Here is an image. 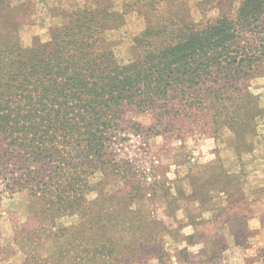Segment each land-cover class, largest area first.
Segmentation results:
<instances>
[{
	"label": "trees",
	"instance_id": "16d2710c",
	"mask_svg": "<svg viewBox=\"0 0 264 264\" xmlns=\"http://www.w3.org/2000/svg\"><path fill=\"white\" fill-rule=\"evenodd\" d=\"M6 1L0 0V19ZM187 4L126 0L124 11H93L61 1L49 12L56 21L50 39L31 46L19 30L0 24V202L25 191L49 211L73 218L55 234L69 237L61 257L83 263L130 248L132 241L122 245L107 231L118 214L106 218L90 205L117 192L118 212L126 213L143 195V174L122 147L131 130L125 124L133 122L149 139L189 119L191 129L213 130L217 138L228 130L238 151L253 146L264 120L260 96L251 89L264 64V0H244L235 14L201 27L174 13ZM130 12L144 18L133 38L143 53L120 64L114 32ZM129 110L151 114L154 123L142 127L127 117ZM240 232L237 241L245 237Z\"/></svg>",
	"mask_w": 264,
	"mask_h": 264
},
{
	"label": "rangeland",
	"instance_id": "374dc122",
	"mask_svg": "<svg viewBox=\"0 0 264 264\" xmlns=\"http://www.w3.org/2000/svg\"><path fill=\"white\" fill-rule=\"evenodd\" d=\"M61 1L93 11L109 7L124 11L126 2L7 0L5 19H0V24L19 30L25 46L36 39L47 41L49 28L56 24L49 17L50 9ZM243 2L188 0L187 9L180 6L174 13H183L187 22L201 27L219 15L235 14ZM144 27V18L130 12L125 26L114 32L118 63L129 64L140 58L143 52L133 38ZM251 85L264 106V64ZM127 117L144 128L154 123L152 115L143 111L129 110ZM132 124H125L131 130L123 134L126 139L122 147L143 174V195L128 205L126 213L118 212L117 192L102 202L90 203L106 218L118 214L107 231L122 245L132 241L126 253L83 263L61 257V247H66L64 241L69 237L55 234L75 220L60 217L21 191L6 195L0 202V264H263L264 120L258 125L252 148L239 151L228 130L217 138L213 130L191 129L189 119L176 123L169 135L149 139L145 131L133 130ZM101 195L104 197L103 191ZM123 214L126 218L122 221ZM239 231L245 237L237 241ZM86 237L92 239L94 234L89 231ZM72 251L79 253L76 248ZM33 256L38 259L32 260Z\"/></svg>",
	"mask_w": 264,
	"mask_h": 264
}]
</instances>
